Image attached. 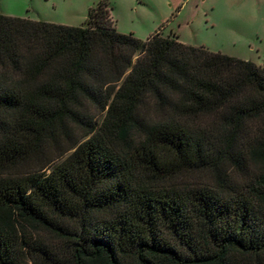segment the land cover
Wrapping results in <instances>:
<instances>
[{
    "label": "trees",
    "instance_id": "obj_1",
    "mask_svg": "<svg viewBox=\"0 0 264 264\" xmlns=\"http://www.w3.org/2000/svg\"><path fill=\"white\" fill-rule=\"evenodd\" d=\"M0 264H264V68L0 13Z\"/></svg>",
    "mask_w": 264,
    "mask_h": 264
},
{
    "label": "rangeland",
    "instance_id": "obj_2",
    "mask_svg": "<svg viewBox=\"0 0 264 264\" xmlns=\"http://www.w3.org/2000/svg\"><path fill=\"white\" fill-rule=\"evenodd\" d=\"M98 1L0 0V13L84 26L89 8ZM164 2L162 0L159 10L168 14L170 11ZM139 5V0H110L113 15L119 17L126 28H132L143 19ZM181 11L175 23L185 24L191 19V32L189 27H185V31L192 45H205L211 51L251 60L264 68V0H183ZM97 119L100 120V115ZM46 151L51 155L56 153L52 145ZM36 163L33 160L20 170L36 166Z\"/></svg>",
    "mask_w": 264,
    "mask_h": 264
},
{
    "label": "crops",
    "instance_id": "obj_3",
    "mask_svg": "<svg viewBox=\"0 0 264 264\" xmlns=\"http://www.w3.org/2000/svg\"><path fill=\"white\" fill-rule=\"evenodd\" d=\"M182 1L183 0H165V6L170 12L164 14L163 11L159 10L162 5V0H139V7L143 14V19H140L138 24L132 26V28H126L125 24L121 23L120 18L113 15L112 8L111 16L115 22L117 30L120 32L134 33L135 36L143 40H146L158 31L164 35L172 33L177 35L180 41L186 44H191V37L187 36V32L185 31V27H189L191 32V19H188L185 24L181 21L177 24L175 23L176 19H178V16H180L182 12Z\"/></svg>",
    "mask_w": 264,
    "mask_h": 264
}]
</instances>
